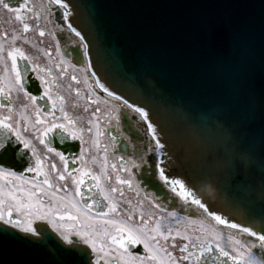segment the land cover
<instances>
[{
  "label": "water",
  "instance_id": "95a60500",
  "mask_svg": "<svg viewBox=\"0 0 264 264\" xmlns=\"http://www.w3.org/2000/svg\"><path fill=\"white\" fill-rule=\"evenodd\" d=\"M71 3L81 5L73 9L70 20L90 41L86 59L91 73L115 94L149 111L165 145L160 158L167 175L183 180L225 219L264 225V119L259 112L264 98V0ZM63 51L68 60L81 64L82 48ZM30 90L37 94L38 85ZM247 97L256 101L254 117L243 106ZM122 116L123 133L134 145L142 142L137 128L125 113ZM107 137L115 147L118 167L121 156L127 160L140 152L131 151L112 129ZM51 140L69 161L79 154V141L69 138L61 143L54 134ZM7 163L21 167L12 159ZM76 165L69 162L70 168ZM133 171L135 180L144 181L141 189L166 205L178 206L168 189L148 175L151 169ZM91 183L86 180L85 195H91ZM52 236L49 248L62 244ZM62 259L64 264H91L92 258L89 251L87 257L74 253ZM0 264L57 262H50L48 249L30 248L0 234Z\"/></svg>",
  "mask_w": 264,
  "mask_h": 264
},
{
  "label": "snow or ice",
  "instance_id": "6c2138e0",
  "mask_svg": "<svg viewBox=\"0 0 264 264\" xmlns=\"http://www.w3.org/2000/svg\"><path fill=\"white\" fill-rule=\"evenodd\" d=\"M80 7L71 0H0V11L14 14L12 18L20 25L11 33H0V181L3 182L0 183V234L18 239L30 248L48 249L50 262L54 260L57 264H64L62 257L74 253L87 257L89 251L85 249L90 250L91 264H264V225L258 227L252 221L233 223L225 219L212 211L183 180L169 177L165 161L160 158L165 145L157 125L152 123L149 111L143 106L115 94L95 72L91 74L92 83L88 78L83 80L84 99L88 103L93 102L99 89L108 97L122 101L146 124L151 140L145 145L143 154L136 152V159L129 160L121 156L119 167L116 163H108L106 147L102 160L99 157L97 137L103 133L98 130L96 114L101 109H94V119L88 121L90 126L86 128L79 126L77 119L65 110L66 97L61 89L69 93L74 91L77 97L81 96V89L60 83L67 69L62 67L64 60L59 40L56 44L57 55L61 56L56 65L59 75H55L51 67H42L22 45L31 42L29 32L44 37L47 24L55 25L54 18L59 11V16L67 22V30L79 38L83 55L88 57L90 41L70 20L73 9ZM49 34L56 39L54 32ZM44 55L51 59V52L45 51ZM71 80L81 83L75 75ZM34 81H39L37 94L30 90V87H37ZM30 82L33 83L30 85ZM18 101L21 102L18 104ZM40 101L45 104L41 105ZM76 106L74 103L73 107ZM243 106L255 116L254 98L247 97ZM259 112L264 119V98L259 102ZM116 119L119 122L118 114ZM93 124L97 128L94 135ZM53 134L61 143L69 138L79 141L80 152L71 160L72 164L79 161L77 167L70 168L65 154L53 147ZM111 138L115 140V136ZM49 154L59 158L62 169ZM9 159L21 167L18 170L12 167L7 163ZM97 164L100 170L95 172L90 165ZM134 169H151L149 176L158 179L184 204L195 205L198 213L195 219L168 211L156 202L159 197L153 199L147 194L133 208L120 186L132 189L134 183L138 187L144 182L134 180ZM121 172L129 173V177L122 178ZM26 173L33 175L29 177ZM86 180L92 182L87 185L91 195L83 191ZM145 201L150 205L148 209L144 207ZM170 202L175 204V201ZM122 205L128 207L121 210ZM218 225L238 229L240 234L252 239L226 236ZM17 232L22 235L18 237ZM53 233L62 244L49 248ZM178 239L182 243H177ZM63 245L69 247L64 249ZM81 245L84 247H79ZM257 248L259 255L253 251ZM177 249L179 255L175 254Z\"/></svg>",
  "mask_w": 264,
  "mask_h": 264
},
{
  "label": "flooded vegetation",
  "instance_id": "af4514ba",
  "mask_svg": "<svg viewBox=\"0 0 264 264\" xmlns=\"http://www.w3.org/2000/svg\"><path fill=\"white\" fill-rule=\"evenodd\" d=\"M37 2H38V0H37ZM13 16H14V14L10 15V14H7V13H5L3 11H0V33H3L4 31H7V32L11 33L14 28L20 27L19 22L15 21L14 18H12ZM51 25H52L51 23L47 24L46 33H45L44 37H40L37 32H29L27 35H28V37H29L31 42L29 44H23L22 46L24 47L25 51L29 55L37 58V62L40 63V65L42 67H45V66L46 67H51L53 69V73L55 75H59V73L56 70V65L60 63L61 56L57 55L56 46H55L56 41L59 38L55 34L56 35V39H53L52 35L49 34L50 32H52ZM20 43L21 42H18V44H20ZM33 45H35V47H33ZM45 51L51 52V59H49L48 56L44 55ZM62 67H66L65 62L62 65ZM66 69H67V67H66ZM73 75H75V73H72L69 70H67L66 73L63 76V79L60 81V83L65 85V86H67L68 84H71L70 80H71V77ZM38 83H39V81H38ZM76 87L80 88V85L78 86V84H77ZM61 92L66 97L65 110L68 112V114L72 118L77 119V123H78L79 126H82V127H85V128L89 127L90 125L88 124V121L90 119H94V117L92 116V112L89 113V114H88V112H86V114L84 112H83L84 114H79V115L74 114V112H73L74 111V107H73L74 103L70 102L71 101V97H74V94H73L74 91L69 93V92H65V91H63V89H61ZM74 98H76V97H74ZM22 99L23 98L21 97V101H22ZM21 101H18L17 103L19 104ZM76 105H77V107H79L78 104H76ZM92 107H93V109L96 108L93 105H92ZM99 114H100V112H99ZM98 122L99 121H96V123H98ZM94 125H96V124H93L92 127ZM93 135H94V131H93ZM97 139L99 140V145H100L99 157L102 160V158H103V156L105 154L104 153L105 147L102 144V142L100 141L99 137H97ZM37 146L41 150H43V146L39 145L38 142H37ZM93 154H96V150H93ZM49 155H50V157L53 160H55V162L57 163L58 167H60L62 169L63 166L60 163L59 158L55 157L54 154H49ZM90 167H92L93 171H95V172H98L100 170L99 169V164L90 165ZM26 175L31 177L33 174L26 173ZM114 180H115V177L113 175V182H114ZM67 183L69 184V188H71L72 187L71 181L69 180V181H67ZM127 190H124L126 199L130 197L129 195H131V192L129 190L128 191ZM126 207H128V206L127 205H122L121 206V210H123V208H126Z\"/></svg>",
  "mask_w": 264,
  "mask_h": 264
},
{
  "label": "rangeland",
  "instance_id": "374dc122",
  "mask_svg": "<svg viewBox=\"0 0 264 264\" xmlns=\"http://www.w3.org/2000/svg\"><path fill=\"white\" fill-rule=\"evenodd\" d=\"M71 103H75V104H79V107L78 108H74V114H77V115H79V114H84L83 112H84V109H83V107H85V102H83L82 100L79 102V100L78 99H76V98H74V97H71V101H70ZM92 112V110L90 111L89 109H88V114L89 113H91ZM0 183H3L2 181H0ZM194 227H195V225H194ZM177 243H182V241H180L179 239L177 240ZM175 251V254L176 255H179V252H178V249L177 250H174Z\"/></svg>",
  "mask_w": 264,
  "mask_h": 264
}]
</instances>
